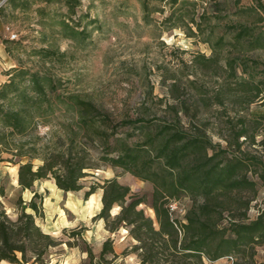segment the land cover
Masks as SVG:
<instances>
[{"label": "trees", "instance_id": "1", "mask_svg": "<svg viewBox=\"0 0 264 264\" xmlns=\"http://www.w3.org/2000/svg\"><path fill=\"white\" fill-rule=\"evenodd\" d=\"M81 1L6 0L5 3L14 9H27L33 3H63L68 8V15L59 21L63 36L78 41L89 36L85 27L80 29V20L73 19ZM161 1L171 11L168 14L163 8L153 11L165 14L162 23L166 28L185 25L188 35L194 37L203 33L204 25L212 19L207 8L199 11L200 2L222 5L220 0ZM150 2L142 0L146 23L151 22L153 12ZM257 4L256 10L264 14V3L257 0ZM38 10L45 12L44 7ZM225 30L233 34L232 46L237 53L224 58L222 67L226 75L216 93L225 115L221 113L215 124L225 129L220 136L226 145L214 142L207 133L202 114L204 99L191 102L174 94L172 100L160 97L154 102L165 104L159 115L146 112L152 107L147 99L134 117L115 122L94 101L81 95L59 97V80L53 75L20 65L9 69L8 81L0 85V162L19 166L18 181L23 191L32 189L37 181L52 178L60 189L76 192L85 188L83 180L98 168L92 150L101 144L105 150L100 157L103 162L154 185L151 206L157 224L139 208L146 198L133 194L131 187L118 177L103 184L93 183L84 196L88 200L99 189L103 190V205L96 219H103L112 233L122 227L128 229L137 241L133 250L138 252L142 264H207L206 258L214 262L227 256H242L248 250L255 257L257 246L264 245V208L255 219L250 220L248 213L258 186L264 187V117L250 121L245 112L264 100V64L249 57L247 51L264 49V28L256 32L249 25L227 24ZM203 40L211 44L215 54L228 43L225 35L219 36L215 43L211 36ZM5 43L9 52L13 49L11 45L24 47L13 39ZM33 54L52 59L59 56V51L41 47L34 49ZM207 60L210 62L213 57ZM259 69L261 76L255 73ZM178 88L175 79L169 90ZM59 106L66 107L70 114L62 123L58 140L68 139L69 145L42 144L36 131L40 124L54 117ZM230 106L238 107L234 115L228 110ZM120 129L128 130L126 135H118ZM245 144L256 149L245 148ZM244 191L252 192L254 197L245 202L236 197ZM0 194L5 195L1 187ZM183 195L191 199L192 206L181 220L175 217L171 202ZM39 198L34 191L29 203L22 201L16 219L9 216L0 200V263L27 264L32 260L43 263L48 250L59 246V241L37 224L36 216H43ZM115 207L120 210L113 214ZM237 209L243 210L242 218L234 213ZM108 253L116 255L111 238L104 242L95 264H111ZM89 255L93 261L92 249Z\"/></svg>", "mask_w": 264, "mask_h": 264}, {"label": "rangeland", "instance_id": "2", "mask_svg": "<svg viewBox=\"0 0 264 264\" xmlns=\"http://www.w3.org/2000/svg\"><path fill=\"white\" fill-rule=\"evenodd\" d=\"M4 1L0 0V49L5 59L0 54V74L6 75L2 67L11 65L47 72L59 80V97L81 95L94 101L115 122L128 116L134 117L147 99H150L152 107L146 112L159 115L165 104L155 105L154 102L160 97L172 100L174 94L191 102L201 98L204 99L202 114L208 135L214 142L226 145L220 136L225 129L215 124L221 113L225 115V110L217 103L216 93L226 75L222 67L224 58L237 53L232 46L234 36L225 30V25L245 24L255 27L256 32L263 29L264 20L261 18L264 14L256 10L257 0H220L221 7L200 2L199 11L207 8L212 19L204 25V32L196 37L188 35L185 25L166 28L162 23L165 14L153 11L162 8L167 14L171 11L161 0L150 2L153 11L150 23L144 20L142 0H82L73 19L80 20V29L85 27L89 36L78 41L63 36L59 21L62 16L68 15V8L63 3H33L27 9H14ZM261 1L264 3V0ZM40 7H44L45 12L39 11ZM8 26L18 34L13 41L22 43L24 47L11 45L13 49L8 51L5 43L11 40ZM221 35L226 36L228 43L215 54L211 44L203 39L211 36L215 43ZM41 47L59 51V56L45 59L33 54L34 49ZM247 55L264 64V49L247 51ZM206 57H213V60L209 62ZM259 72L260 69L255 71L257 76H261ZM175 79L179 88L171 92L169 85ZM228 110L234 115L238 107L230 106ZM56 111L48 122L39 125L36 133L42 137V144L55 145L59 142V146L63 143L69 145L70 140L62 142L58 137L62 135V123L70 113L64 106H59ZM245 114L250 121L254 117H264V100L254 103ZM127 131L120 129L118 135H126ZM244 147L256 149L250 144ZM104 151L101 144L93 148V161L98 168L91 170L83 180L85 188L76 192L60 189L52 178L37 181L32 189L23 191L18 181L19 166L0 162V187L5 191L4 196L0 194V200L9 216L16 219L20 213L19 205L22 201L29 203L33 192L37 191L43 211V216H36L37 224L60 243L48 250L43 263H33L32 260L27 264H95L100 259L104 242L109 238L113 240L116 254H107L111 264H142L138 252L133 250L137 241L128 229L122 227L112 233L103 219H96L103 205V190L99 189L88 200L84 196L93 183L103 184L118 177L131 187L133 194L146 198L139 208L145 210L157 224L156 213L151 206L154 185L103 162L100 157ZM236 197L245 202L254 194L244 191ZM171 206L175 207V217L184 220L192 201L183 195L179 200H173ZM262 208L264 187L259 185L249 209V219H255ZM119 210L120 207H115L113 214ZM234 213L242 218L243 210L237 209ZM89 249L95 255L93 261ZM256 249L255 257L248 250L242 256H227L214 262L206 258L205 261L207 264L264 262V245H258ZM0 264L12 263L3 261Z\"/></svg>", "mask_w": 264, "mask_h": 264}, {"label": "crops", "instance_id": "3", "mask_svg": "<svg viewBox=\"0 0 264 264\" xmlns=\"http://www.w3.org/2000/svg\"><path fill=\"white\" fill-rule=\"evenodd\" d=\"M0 54H1L2 58L5 59L4 56H3L4 53L1 52V49H0ZM6 54L8 55V53H6ZM1 56H0V57H1ZM1 65H2V63H1ZM3 66H4V65H3ZM13 66H14V65H11V66H8V67H2V70H5V71H6V75H2V74H0V85H1L2 83H5L6 81H8V79H9V75H8L7 73H8V70L11 69Z\"/></svg>", "mask_w": 264, "mask_h": 264}, {"label": "built area", "instance_id": "4", "mask_svg": "<svg viewBox=\"0 0 264 264\" xmlns=\"http://www.w3.org/2000/svg\"><path fill=\"white\" fill-rule=\"evenodd\" d=\"M7 30L9 31V33H10V38L11 39H16V38H18V34L17 33H15L13 30H11V27L10 26H8L7 27ZM172 207V209L174 210V206H171Z\"/></svg>", "mask_w": 264, "mask_h": 264}, {"label": "water", "instance_id": "5", "mask_svg": "<svg viewBox=\"0 0 264 264\" xmlns=\"http://www.w3.org/2000/svg\"><path fill=\"white\" fill-rule=\"evenodd\" d=\"M5 1H6V0H5ZM5 1H4V2H5Z\"/></svg>", "mask_w": 264, "mask_h": 264}]
</instances>
